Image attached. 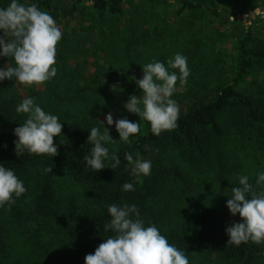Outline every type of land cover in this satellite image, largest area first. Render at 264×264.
<instances>
[{
	"label": "trees",
	"instance_id": "obj_1",
	"mask_svg": "<svg viewBox=\"0 0 264 264\" xmlns=\"http://www.w3.org/2000/svg\"><path fill=\"white\" fill-rule=\"evenodd\" d=\"M92 1V9L99 15L123 14V0ZM175 1L180 12L225 23L214 0ZM50 2L28 3H36L49 13ZM82 3L71 0L72 12ZM240 4L243 8L251 5ZM257 6L252 5V9ZM59 47L57 44L56 58ZM237 50L230 80L218 86L211 98L180 111L175 129L156 136L144 120L143 133L133 141L106 143L109 153L120 159L115 169L109 168L111 160H105V168L95 172L84 163L93 147L87 142L88 130L109 102L97 90L84 101V115L72 114L71 110L69 114L49 112L62 123L61 136L53 138L58 153L52 158L27 152L17 157L13 129L26 115L17 113L10 100L0 103V163L11 168L27 189L10 207H0V264H84L85 255L113 235L104 228L111 219L107 212L110 204H135L145 226L155 224L170 244L185 252L189 264H197L202 257L205 261L212 257L232 264H264V243H226L225 227L242 218L239 214L231 216L227 208L214 207L217 195L206 191L215 186L214 181H226L229 190L238 187L240 175L248 176V182L257 189V173L264 172V39L257 40L253 26H249ZM255 69V89H241ZM77 94L56 93V97L61 102H78ZM126 153L134 159L150 160L151 174L137 182ZM215 162L219 172L212 176ZM45 166H51L52 172L45 173ZM66 180L80 195L60 191V182ZM206 180L209 184H203ZM127 182L133 183L134 191L122 190Z\"/></svg>",
	"mask_w": 264,
	"mask_h": 264
},
{
	"label": "rangeland",
	"instance_id": "obj_2",
	"mask_svg": "<svg viewBox=\"0 0 264 264\" xmlns=\"http://www.w3.org/2000/svg\"><path fill=\"white\" fill-rule=\"evenodd\" d=\"M32 0H21L28 3ZM225 20L221 23L211 17L196 18L190 12H180V4L175 0H123V14L99 15L93 10L92 0H83L76 11L71 10V0H51L49 14L54 18L62 32L58 42L59 54L56 58V75L40 85H22L15 80L5 79L0 82V103L10 100L13 109L27 97H34L45 112L53 110L61 114L84 115L86 102L94 96V90L104 99L109 100L105 109L94 117L93 127L101 132H109L115 141L119 135L113 125L99 122L111 113L113 120L126 118L140 123L143 133L144 120L124 108L130 95L142 96L135 85V78L142 77V66L153 59L161 62L172 58L175 53L187 57L190 69L188 82L180 86L171 99L180 106V111L187 109L200 100L211 98L218 86L225 85L234 72L237 64V43L246 29L253 26L256 39H264V0H214ZM250 2L243 8L240 2ZM10 0H0V7H7ZM258 6L252 9V5ZM252 10L254 18L246 24L245 14ZM240 14V18H237ZM197 15V14H196ZM195 15V16H196ZM11 39V37H9ZM257 41L253 45H257ZM14 66L11 57H0V67ZM262 68H258V75ZM256 69L241 84V89L251 92L258 79ZM60 95L77 94L78 102H61ZM83 101V103H82ZM68 104L69 106H67ZM63 111V112H62ZM23 116L26 114L21 113ZM212 176L219 172L217 162L213 164ZM212 189L207 192L217 195L216 208L226 209V200L231 196V189L226 181H214ZM203 184H209L206 180ZM60 191L64 194H79L78 188L69 180L60 182ZM80 195V194H79ZM204 257L197 264H232L217 258Z\"/></svg>",
	"mask_w": 264,
	"mask_h": 264
},
{
	"label": "clouds",
	"instance_id": "obj_3",
	"mask_svg": "<svg viewBox=\"0 0 264 264\" xmlns=\"http://www.w3.org/2000/svg\"><path fill=\"white\" fill-rule=\"evenodd\" d=\"M255 13H253V16ZM247 14L244 20L247 24ZM0 57H11L14 66L0 67V82L15 80L22 85H40L57 73L56 46L62 38L54 18L38 8L36 3H22L10 0L7 7H0ZM11 39L5 40V37ZM190 69L187 57L175 53L166 63L153 59L142 66V77L135 78V85L142 96L130 95L124 108L150 124L153 135L175 129L180 116V106L171 97L180 86L188 82ZM17 113L26 114L22 124L13 129L15 153L20 157L29 154H46L51 158L57 155L58 146L54 137H60L62 123L57 115L45 112L34 97L24 98L15 108ZM113 125L119 141L129 143L130 137L140 132V123L126 118L113 120L111 113L99 122ZM105 128V127H104ZM106 129V128H105ZM87 142L93 147L91 155L84 157L85 166L92 172L105 168V160H111L109 168L115 169L120 159L110 154L106 143L115 142L108 130L101 132L98 127L88 130ZM6 147V145H5ZM131 173L139 182L141 176L151 174V161L134 159L125 154ZM51 173V166L43 168ZM246 175L238 177L239 186L231 189L226 207L231 216L242 218L225 227L228 236L226 243L239 246L241 243H264V172L257 173V189L248 182ZM123 191H134L131 182L122 185ZM27 189L11 168L0 163V207L11 206ZM110 221L104 225L105 231L113 235L104 239L93 253L86 254L84 264H189L183 250L170 244L155 224H148L140 218L135 204H110L107 206Z\"/></svg>",
	"mask_w": 264,
	"mask_h": 264
},
{
	"label": "water",
	"instance_id": "obj_4",
	"mask_svg": "<svg viewBox=\"0 0 264 264\" xmlns=\"http://www.w3.org/2000/svg\"><path fill=\"white\" fill-rule=\"evenodd\" d=\"M259 9L262 11V10H264V6H260L259 7ZM249 17H250V19H253L254 18V16H253V11L252 10H249ZM241 16H240V14H237V19H239ZM224 20H227V17H224Z\"/></svg>",
	"mask_w": 264,
	"mask_h": 264
}]
</instances>
